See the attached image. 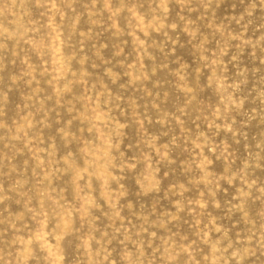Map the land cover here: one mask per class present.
<instances>
[{"label":"rangeland","instance_id":"obj_1","mask_svg":"<svg viewBox=\"0 0 264 264\" xmlns=\"http://www.w3.org/2000/svg\"><path fill=\"white\" fill-rule=\"evenodd\" d=\"M0 264H264V0H0Z\"/></svg>","mask_w":264,"mask_h":264}]
</instances>
